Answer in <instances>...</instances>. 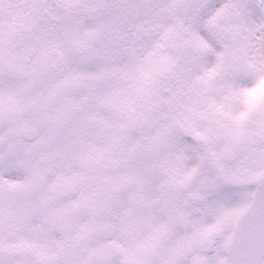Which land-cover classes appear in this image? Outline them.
I'll return each instance as SVG.
<instances>
[{"label": "snow or ice", "instance_id": "obj_1", "mask_svg": "<svg viewBox=\"0 0 264 264\" xmlns=\"http://www.w3.org/2000/svg\"><path fill=\"white\" fill-rule=\"evenodd\" d=\"M0 264H264V0H0Z\"/></svg>", "mask_w": 264, "mask_h": 264}]
</instances>
